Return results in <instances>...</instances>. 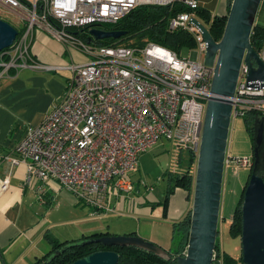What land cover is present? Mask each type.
Returning a JSON list of instances; mask_svg holds the SVG:
<instances>
[{"label": "built area", "instance_id": "1", "mask_svg": "<svg viewBox=\"0 0 264 264\" xmlns=\"http://www.w3.org/2000/svg\"><path fill=\"white\" fill-rule=\"evenodd\" d=\"M175 1L197 9L191 0H0V10L15 13L24 28L0 52V76L23 68H50L30 53L35 29L55 38L65 50L88 57L86 63L70 68L62 97L43 121L28 125L12 153L3 157L8 174L0 178V197L9 187L11 171L24 166L25 184L32 179L54 181L76 202L109 213L113 210L104 205L109 185L131 192L129 173L137 168L138 156L160 139L174 144L175 157L184 151L197 159L213 68L203 63L206 43L193 24L198 20L195 13L178 14L168 23L169 30L192 35L194 59L180 58L153 43L103 46L81 37L86 28L114 25L138 6H169ZM257 55L264 65V40ZM247 76L242 61L234 95L228 98L231 119L264 115V81H248ZM251 161L252 156L226 153L224 168L245 169ZM174 167L169 171L174 173ZM213 264H223L215 252Z\"/></svg>", "mask_w": 264, "mask_h": 264}, {"label": "crops", "instance_id": "2", "mask_svg": "<svg viewBox=\"0 0 264 264\" xmlns=\"http://www.w3.org/2000/svg\"><path fill=\"white\" fill-rule=\"evenodd\" d=\"M191 1L196 2L197 9L211 16L227 14V0ZM9 13L14 21L7 23L13 27L23 26L15 13ZM195 17L199 20L196 14ZM30 53L38 63L50 68H23L17 72L10 71L9 76H0V178L8 174L3 157L12 153L24 137L26 127L40 124L60 100L72 76L70 68L88 61L84 54L65 50L55 38L38 29L33 32ZM58 67L61 69H56ZM147 151L138 156V163ZM138 169L139 164L129 173L131 192H121L109 185L104 205L113 211L104 213L76 202L54 181L32 179L25 184V167L14 168L9 177V187L0 197V264H32L38 257L49 253L51 245L46 236L63 242L93 234L132 235L172 251L173 248L159 240L155 226L164 221L171 227L169 233L175 234L173 224L190 211L192 196L189 198L184 189L176 188L164 206L169 170L158 178L162 186L157 188L155 181L147 175L135 187L131 177ZM226 181L227 175H223V185ZM140 186L145 191L142 192ZM158 207L162 208V215L156 213ZM115 216H124V221Z\"/></svg>", "mask_w": 264, "mask_h": 264}, {"label": "water", "instance_id": "3", "mask_svg": "<svg viewBox=\"0 0 264 264\" xmlns=\"http://www.w3.org/2000/svg\"><path fill=\"white\" fill-rule=\"evenodd\" d=\"M262 0H231L221 39L216 42L208 28L194 19L206 43L203 63L213 68L212 97L206 104L200 148L196 159L190 228L186 252L177 264H213L218 234L224 160L231 121V102L242 61L248 81H264V65L250 45V34ZM96 39H118L123 32L90 31ZM18 31L0 19V52L10 47ZM88 43L93 44L92 40ZM250 176L242 189L241 264H264V115L253 122ZM104 246H135L158 255L165 251L138 236H103ZM118 254L99 251L71 264H117Z\"/></svg>", "mask_w": 264, "mask_h": 264}, {"label": "trees", "instance_id": "4", "mask_svg": "<svg viewBox=\"0 0 264 264\" xmlns=\"http://www.w3.org/2000/svg\"><path fill=\"white\" fill-rule=\"evenodd\" d=\"M231 0H227V13L229 11ZM193 11L201 23L205 25L212 38L218 42L223 34L226 16H211L204 10H190L182 2L175 1L169 6H138L128 15L122 18L114 25L100 24L92 25L90 29H85L86 33L81 37L86 38V42L92 40L93 43L103 46H124V47H141L146 43H153L179 54L181 49H194L195 41L189 33L168 29V23L171 18L178 14ZM15 28V27H14ZM16 29V28H15ZM22 28L19 34L23 31ZM97 29L102 32H123L124 35L118 39L105 38L96 39L90 31ZM88 35V37H87ZM264 40V27L254 23L250 34V45L258 53ZM256 113L245 116V129L249 137L253 135V122ZM177 170L174 173L167 171L166 187L164 191V206L173 194L176 188L184 189L191 198L194 187L196 157L187 152L184 158L176 155L174 159ZM250 174L248 175L249 179ZM247 179V181H248ZM246 181V182H247ZM245 186V185H244ZM192 199V198H191ZM241 205L242 192L235 206L229 225V233L232 237H240L241 234ZM190 228V211L177 223L173 224L174 233L178 236V247L174 251L165 250L164 255H158L135 246H104L98 242L107 234H93L83 237L79 240L63 241L52 239L46 236L51 245L48 254L38 257L32 264H71L74 261L99 251H113L118 254L117 264H177V258L183 257L186 252L188 235ZM218 259L223 264H241V254L235 258L219 248L217 238L214 250Z\"/></svg>", "mask_w": 264, "mask_h": 264}, {"label": "rangeland", "instance_id": "5", "mask_svg": "<svg viewBox=\"0 0 264 264\" xmlns=\"http://www.w3.org/2000/svg\"><path fill=\"white\" fill-rule=\"evenodd\" d=\"M10 15L9 11L0 10V19L11 23L14 19ZM255 23L264 27V0L260 3ZM15 27L18 31L23 28V26L19 27L17 25H15ZM178 55L180 58L194 59L196 50L195 48L190 50L181 49ZM176 152V147L172 142L160 139L156 145L141 155L138 163L139 169L138 171L136 170L131 177L133 185L135 187L138 186V181L141 180L144 175H147L149 179L155 181V186L157 188H161L162 182L159 181L158 178L160 179L164 171L174 167ZM226 153L230 154L232 157L252 155V138L249 137L246 132L243 118L231 119L230 121ZM186 155L187 152L181 151V158H184ZM250 171V168L239 170V168H236L234 165L224 168V175H227L228 181L224 182L222 186L220 213L217 225L218 234L216 238L220 250L235 258H239L241 254L240 238H235L230 235L229 225ZM139 188L142 192L145 191L144 187L140 186ZM156 211H158L156 213L162 215V208L158 207ZM115 218L119 219V221H124V216H115ZM169 227L170 225L163 221L161 224H156L155 230L159 236V240L167 244L168 247L173 248L172 250L174 251L178 246V236L176 234H173L174 236L172 233L170 234Z\"/></svg>", "mask_w": 264, "mask_h": 264}, {"label": "flooded vegetation", "instance_id": "6", "mask_svg": "<svg viewBox=\"0 0 264 264\" xmlns=\"http://www.w3.org/2000/svg\"><path fill=\"white\" fill-rule=\"evenodd\" d=\"M253 162H254V160H253V158H252V161H251V165H250V167H248V168H252V166H253ZM251 172V171H250Z\"/></svg>", "mask_w": 264, "mask_h": 264}]
</instances>
